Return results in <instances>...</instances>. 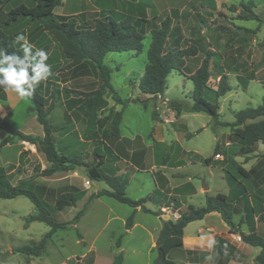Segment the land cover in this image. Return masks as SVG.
Segmentation results:
<instances>
[{
    "label": "rangeland",
    "instance_id": "rangeland-1",
    "mask_svg": "<svg viewBox=\"0 0 264 264\" xmlns=\"http://www.w3.org/2000/svg\"><path fill=\"white\" fill-rule=\"evenodd\" d=\"M132 1L148 6L147 16L149 19H153L155 16L161 17L163 12L175 8L180 9L182 4L191 2V0ZM245 2L253 3L256 6L254 11L264 20V0H245ZM192 3L200 10L204 23L191 21L190 26L195 31V36L192 37L188 32L185 36L187 43H197L203 54L188 58L182 73L173 71L168 77L164 93L151 100L146 109L140 104L129 103L124 107L118 103L109 90H101L98 75L95 72H92L89 77L72 78L71 72L66 68L70 61L63 56L60 47L49 34H45L37 46V49L43 48L45 45L49 46L47 62L51 65L52 74L47 79L51 82L47 96H50L52 92L55 97L50 120L59 129L65 125V117L70 118V133L64 137L55 133V139H65L66 144L72 147L73 154L80 155L89 164H92L95 158L102 159L126 181L127 196L134 200L145 198L155 189L154 178L158 177L155 165L165 153H169L173 160L180 157L181 150L178 142L185 150L198 151L204 157L213 156L218 141L222 143V150L227 151L228 149L225 143L227 135L231 132L229 127H214L212 117L205 113L184 111L177 115L169 105L171 101L192 104L191 94L194 86L193 82L189 80V76L199 68L207 50L215 53L210 66L212 74L210 84L212 86L218 84L219 77L214 68L218 65L228 73L233 85V90L220 99V121L232 123L235 121L236 112L264 105V23L247 21L245 22L246 26L253 28L259 24L258 28L246 32L239 30L240 13H244L239 0H197L196 2L193 0ZM17 4L18 2L13 0L8 8ZM68 4L65 3L57 7L54 13L70 16ZM77 5H82L80 13L82 16H77V19L85 26L93 24V18L100 17V15L111 11L123 14L127 10L124 0H78ZM151 7L154 8L155 13H150ZM155 21L159 22V19ZM205 27L215 29V31L205 32ZM218 27L225 29L216 30ZM34 28L35 24L29 18H21L18 22L5 28V31L9 35H16L22 31L28 33ZM151 41V33H148L142 42L143 47L140 52H112L105 58L104 63L112 69L111 84L122 101L150 97L143 95L138 85L148 63ZM251 73L256 76V81L249 82L247 80V76ZM239 79H244L245 83L250 84L249 87L247 85V90ZM97 90L101 93L94 97L92 107L88 108L89 95ZM7 96V102H0V115L16 130L24 134L43 136V128L37 122L35 114L28 112L31 102L12 92H7ZM111 111H123L120 125L121 139L106 136L111 130L114 118H111L103 129H99L98 121L108 116ZM154 112L157 113V116L154 115ZM7 136V132L0 129V143ZM160 138L162 142H158L156 145L155 142L161 140ZM130 139L135 140L134 150L131 149L133 143L130 142L132 141ZM103 142L107 143L119 157L118 159H112L108 155L102 146ZM22 145L6 150L3 155L0 154V158L6 156L10 162L14 163V166L19 163L17 172L25 176L34 174L36 166L41 169L48 167L49 164L41 153L35 149L26 151L23 148L25 144ZM19 150L25 153L24 162L17 156ZM31 151L33 152L32 160L30 158L26 160ZM95 151H97V157L94 155ZM257 153L264 154L263 144H260ZM142 154H144L143 159L140 158ZM184 157L192 162L196 159L193 154H186ZM214 160L217 164L210 168L212 171L206 168V164L197 161L194 164L189 163L186 169L209 179L214 195L217 192L224 193L228 189L223 180L225 170L237 174L236 165L251 169L258 162L256 155L248 160H245L244 157H237L226 164L221 159L214 157ZM222 167L225 170H222ZM32 180L39 186L54 189L56 196L64 192L85 193L76 207L54 212V217L60 222L73 219L78 211L87 207V211L77 224L86 246L81 244L75 229L59 231L53 236L45 251L39 257H33L34 264H112L118 255L123 257L122 264H153L158 254L155 243L159 225H162V221L176 220L179 217L176 211L170 209H162L160 216L140 210L135 214L134 227L131 230H126V220L134 209L105 196L89 202L91 195L109 189V187L104 182L92 181L87 176L84 167L51 177L34 176ZM244 184L250 193L255 191V187L250 181H244ZM262 191L264 193V186ZM54 197V195L47 197L52 206H54ZM42 198L46 197L43 195ZM186 205L202 207L205 205V199L192 197ZM146 206L151 211L156 210V206L152 203H148ZM12 208L16 210V213L8 212L9 216L1 224L3 230L11 232L7 236L0 235V245L3 246L2 250H6L4 256H1L6 260L4 264H27L29 256L18 252L10 254L9 249L16 250L30 244L31 241H40L50 228L41 222H32L31 224L24 222L23 217L35 211L33 204L27 198L0 200V211H10ZM186 208L181 211H185ZM2 218L5 219V216ZM201 226L206 228L204 223H192L187 228L185 236L189 238L198 235ZM260 234L264 236V223L261 224ZM120 237V244L117 246V240ZM216 241V247L225 249L224 246L227 245V252H230L233 257L239 256L240 253L236 252L225 239ZM203 242L207 246V238ZM248 248L252 250V254L256 255L260 252L259 248L251 246ZM215 251L203 253L213 257L208 262L209 264L217 262L218 253ZM180 253L177 250L171 255L178 264L184 262V257ZM230 264L257 263L248 252H245L243 259Z\"/></svg>",
    "mask_w": 264,
    "mask_h": 264
},
{
    "label": "trees",
    "instance_id": "trees-1",
    "mask_svg": "<svg viewBox=\"0 0 264 264\" xmlns=\"http://www.w3.org/2000/svg\"><path fill=\"white\" fill-rule=\"evenodd\" d=\"M13 0H0V45L8 51H15L19 54V44L15 43L16 35H9L5 28L18 22L21 18H29L35 24V28L30 32L22 31L33 45L36 44L42 34H49L60 47L63 56L69 60L67 70L71 72L74 79L89 77L92 72L97 73L101 90L107 89L113 94L114 100L126 107L127 104H140L147 108L151 100L163 94L169 75L173 71L182 73L186 67L188 58L197 57L201 52L197 43L188 44L185 33L195 36V31L190 26V22L204 23L198 7L189 2L184 10L171 9L163 12L161 17L149 19L147 16L148 6L144 3L124 0L127 6L125 13L110 12L100 17L93 18L90 26L81 24L77 16L57 15L55 9L62 6L63 0H15L18 4L8 8ZM24 1V2H23ZM197 0H194L196 2ZM243 14V20L257 21L264 23V20L254 12L255 5L245 0H239ZM104 12V11H103ZM150 13H155L151 7ZM83 18V17H82ZM156 22L155 20H158ZM155 21V22H154ZM210 29V28H208ZM223 30L218 27L217 30ZM186 31V32H185ZM185 32V33H184ZM21 33V32H20ZM151 33L152 41L148 51V63L145 71L139 80V90L143 95L150 96L148 99H133L122 101L111 84L112 69L104 61L106 56L112 52H140L143 47L145 36ZM38 46L40 43H37ZM44 49V48H43ZM35 50V48H34ZM45 50V49H44ZM48 49H46L47 51ZM214 52L207 50L199 68L189 76L193 82L191 94L192 104L171 101L170 108L177 115L183 111L192 113H205L212 117L214 127L224 126L230 128L226 142L229 143L227 151L222 150V143L217 142L214 154L207 159L199 158L206 165L214 162V157L223 155V163H228L237 156L245 157V160L253 158L258 151L259 144L264 145V105L256 108L249 107L235 113V121L222 122L220 118V99L228 92L232 91V85L228 73L223 71L218 65H214L219 77L217 86L210 84L211 60ZM256 76L251 73L247 80H255ZM246 88L248 83L244 79H239ZM51 82H42L35 90L33 96L28 99L31 106L29 113L36 115L37 122L42 126L44 135L33 136L24 134L16 130L4 117L0 115V129L7 132L8 136L0 143V149L7 145L18 142H26L35 146L36 151L41 153L48 167L41 169L34 168V176L51 177L59 173H67L78 167H84L87 176L92 181L104 182L109 189H104L89 198V202L100 197H109L119 203L128 205L134 209L127 218L125 229L131 230L134 227L136 209L155 216L161 215L162 208H172L177 211L182 207L181 203L174 197H169L166 193L165 185L158 187L145 198L134 200L127 196V183L117 175L115 170L102 159H94L92 164L87 163L80 155L72 152V147L67 145L65 139L56 140L55 133L64 137L71 131L70 118L65 117V125L57 129L50 120V115L54 109V96L50 90ZM101 91L90 93L87 107L91 108L94 97ZM7 94L0 89V102H7ZM157 116V113L154 112ZM114 118L110 132L106 135L114 139H121L120 125L123 119V111H111L108 116L98 121L99 129H103L105 124ZM156 145L158 144L155 142ZM103 148L112 159H118L113 150L102 143ZM236 149V150H235ZM21 153V159L24 157ZM97 157V151L94 152ZM259 158L257 164L247 170L241 165H236V173L226 170V179L230 186V194L218 193L215 196H207L204 207L197 208L189 205L187 209L179 213L176 220L162 221V227L156 238L157 258L153 264H176L171 255L183 248L184 232L188 224L202 220L206 215L216 212L223 222L229 227L230 233L239 235L242 242L260 248V253L256 256L257 264H264V236L256 232V217L264 223V193L261 187L264 186V154L256 155ZM164 157L163 165L169 162ZM177 165V166H181ZM174 167L173 165H171ZM244 181H250L255 187V191L250 193ZM46 198H42V196ZM54 197V206L51 205L48 196ZM85 196L83 192H64L56 196L54 189L39 186L34 181L21 180L18 185L11 184V176L5 174L0 169V199L11 200L17 197H25L33 204L35 212L24 218L26 224L41 222L46 224L50 230L40 241H31L30 244L13 250L29 257H39L52 241L53 236L69 228L76 231L78 239L83 246H86L83 235L79 232L77 224L87 211V207L78 211L75 217L66 222H60L54 217V212L64 211L70 207H76L77 203ZM147 203H152L159 208L158 211H151L146 207ZM241 215L238 224L234 222V216ZM246 224L249 233L245 234L240 227ZM121 237L117 240L120 244ZM223 250L220 253L218 264H228L235 260L229 252L225 255ZM0 261L2 259L0 258ZM123 257L118 255L112 264H122Z\"/></svg>",
    "mask_w": 264,
    "mask_h": 264
},
{
    "label": "crops",
    "instance_id": "crops-1",
    "mask_svg": "<svg viewBox=\"0 0 264 264\" xmlns=\"http://www.w3.org/2000/svg\"><path fill=\"white\" fill-rule=\"evenodd\" d=\"M77 2H78V0H63V4L69 3L68 4L70 6V10L69 11L71 12L69 14L70 16H75V15H78V14L81 13L82 5H77ZM187 4L188 3L182 4L183 6L179 10H181V11L184 10ZM175 9H177V8H175ZM254 9H256V6L254 7ZM199 12H200V10H199ZM200 14H201V12H200ZM256 14L258 15V13H256ZM241 15L242 14L240 13V16ZM65 16H67V15H65ZM201 16H202V14H201ZM247 21L248 20L241 19V25H238L239 26V30H242V31H245L246 32V31H249L251 29H255L256 30L258 28L259 24L257 26H255V27H253V28L246 26L245 25V22H247ZM249 21H252V20H249ZM208 28L209 27H205V29H204L205 32H214L215 31V29L212 30V29H208ZM223 29H225V28H223ZM44 36H45V34H42L41 37L36 42V44H34L35 49H37V46H38L37 43H39L41 41V39H43ZM43 48L45 50L46 49L49 50V46L48 45H45ZM256 80H257V78L255 80H250L249 82L256 81ZM249 85H248V87H249ZM232 88H233V85H232ZM246 90H247V88H246ZM6 94H7V92H6ZM141 100H145V99H141ZM184 128L187 129V127H185V126H184ZM198 133H200V131H198ZM130 140H132V139H130ZM134 141L135 140L130 141V142L133 143L132 144V148H131L132 150H134V144H135ZM158 142H162V139L161 140H158L157 143ZM163 142H165V141H163ZM22 144H25V147H23V148L26 151L33 150V149L36 150L35 146H33V145L29 144V143H26V142H18V143L12 144V145H7V146L2 147L0 149V154L3 155V153L6 150L10 149V148H17V146H23ZM225 144L228 147L229 143L226 142ZM178 145H179V148L181 150L180 157H178L176 160H173L172 156L169 155V153H165L161 157V159H159L157 161V164L155 165V168H156V172H158V177L157 178L156 177L154 178V184H155V189L158 187V185H165L166 193L168 194V196L169 197L176 198L181 203L182 207L180 208V210H177L176 211L178 213V215H179L180 212H183V211H181V209H185L186 207H188L186 205V203L192 197H202L203 199H205V204H206V197L208 195L209 196H215V195H217L218 193H221V192H217L214 195L212 193L211 181L209 179H206L204 176L199 175L196 172H189V171L186 170L188 168V166H189V163L190 164H194L195 161L201 163V161L199 160V158L207 159V158H210V157H204L198 151L185 150L181 146V144L179 142H178ZM259 146H260V144H259ZM258 150H259V147H258ZM22 152L23 151H20L19 150L17 156L19 157V160H22V162H24L25 161V159H24L25 157H23V159H21V153ZM186 154H193L195 156V158H196L195 161H193V162L192 161H188L184 157V155H186ZM260 154L261 153L258 154L256 152L255 155H260ZM164 157L166 159L167 158L169 159V162L167 164H165V165H163ZM197 157H199V158H197ZM221 157H222L221 160H223V157L224 156L221 155ZM237 157H242V156H237ZM237 157H235V158H237ZM1 158H0V169H3L5 171V174L11 176V184L12 185H14V186L18 185V183L21 180H30V181L33 182L32 178L34 177V174H30V175H27V176H25L23 174H19L17 172L18 171V167L20 166L19 163L15 164V166H14L13 165L14 163L10 162L6 156H1ZM29 158L31 160L33 158V152L32 151L28 155V157L26 158V160L29 159ZM140 158L143 159L144 158V154H142V157L140 155ZM256 158L259 161V158L257 156H256ZM134 164L136 165L135 162H134ZM180 164H182V165L181 166H177V165H180ZM215 164H217V162H215V160H214V162H212V164H210V165H207L206 168L210 170V168L213 165H215ZM171 165H173L174 167H172ZM222 170H225L224 167H222ZM247 170H249V169H247ZM210 171H212V170H210ZM226 176L227 175H226V170H225V177L223 178V180L225 181L226 186L228 187V189H227L226 192H224V194L229 195L230 194V186H229V184L227 182ZM262 188H263V186L261 187V190H262ZM155 189H153L152 192ZM151 193H149V194H151ZM17 198H19V197H17ZM0 200H3V199H0ZM204 206H202V207H204ZM197 208H201V207H197ZM162 209H170V210H173L172 208H162ZM140 210H141L140 208H137L136 209V213L138 211H140ZM158 210H159V208L156 206V210L155 211H158ZM173 211H175V210H173ZM8 212L14 214V213H16V210L14 208H12V210H10V211H5V210L0 211V235L7 236V235H9L11 233V232L7 231L6 229L3 230L1 228V224L9 216L8 215ZM3 216H5V219L2 218ZM25 217H27V216H25ZM25 217H23V219ZM240 218H241V215L234 216V222H235V224H238L239 223ZM195 222L204 223L205 226H206V228H204V226H201L199 228V230H198V235H193V236H190L189 238L187 236H185V233H186L187 228L189 227V225H191L194 222L188 224V226L185 228V232H184V246H183L182 249L179 250L181 252L180 254L184 257V262H180L181 264H205L204 257L207 254L204 255L203 253L204 252H211L212 253L214 250H216L215 252L218 253L217 254L218 255V258H217V262H216V264H218V262L220 260V253L219 252H221L222 250L224 252L225 249L224 248H219V247H216L215 246L214 249L210 250L207 246H205L203 241H204L205 238H207L209 236L214 237L216 240H220V239L224 240L225 239V241L228 242L236 250V252L238 251L240 253L239 256L234 257L235 260H231L228 264H230L232 262L235 263V262L239 261V259H243L244 255H245V252H248L249 255H250V257L253 260H255L256 256L260 253L259 252L256 255L255 254H252V250L248 248L249 245L243 243L239 235H234V234L230 233L229 227L223 222V220L221 219L220 215L218 213H216V212L210 213V214L206 215V217L204 219L198 220V221H195ZM262 223L263 222H260L258 220V217H256V232L259 235H261L260 234V229H261V224ZM161 227H162V225L161 226L159 225L158 233H159ZM240 230L243 233H245V234H248L249 233V228H248V226L246 224H243L240 227ZM210 231L211 232L213 231L215 233L212 234ZM203 233H206V235H203ZM218 238H220V239H218ZM255 248H257V247H255ZM2 249H3V246L0 245V256L1 255L4 256V254H5L4 251H6V250H2ZM9 251L8 252L10 254H13L14 253L11 248L9 249ZM260 251H261V249H260ZM2 256L0 257L2 259V261H0V264H4V262L6 261L5 258L2 257ZM34 262H35V260H33V257H29V262L27 264H34ZM175 262H176V264H178L177 261H175ZM208 262H207V264H209Z\"/></svg>",
    "mask_w": 264,
    "mask_h": 264
},
{
    "label": "clouds",
    "instance_id": "clouds-1",
    "mask_svg": "<svg viewBox=\"0 0 264 264\" xmlns=\"http://www.w3.org/2000/svg\"><path fill=\"white\" fill-rule=\"evenodd\" d=\"M15 43L19 44L22 54L10 52L0 45V89L15 93L22 99L29 98L52 74L51 65L47 62L49 55L43 48L34 50L35 46L29 42L23 32L16 35ZM216 244L214 237H207V247L210 250L214 249ZM224 247V254L228 255L227 245ZM212 258L211 255L205 256V264Z\"/></svg>",
    "mask_w": 264,
    "mask_h": 264
},
{
    "label": "built area",
    "instance_id": "built-area-1",
    "mask_svg": "<svg viewBox=\"0 0 264 264\" xmlns=\"http://www.w3.org/2000/svg\"><path fill=\"white\" fill-rule=\"evenodd\" d=\"M215 158L216 159H221L222 157H221V155H217ZM88 185H89V183H88Z\"/></svg>",
    "mask_w": 264,
    "mask_h": 264
}]
</instances>
